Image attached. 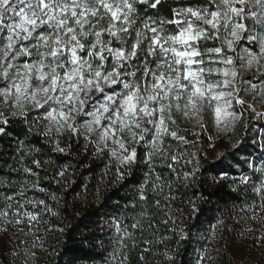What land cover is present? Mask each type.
Segmentation results:
<instances>
[{
  "label": "snow or ice",
  "instance_id": "1",
  "mask_svg": "<svg viewBox=\"0 0 264 264\" xmlns=\"http://www.w3.org/2000/svg\"><path fill=\"white\" fill-rule=\"evenodd\" d=\"M164 3L0 0V139L12 138L14 125L24 137L16 143V163L0 172V232L9 236L11 231L10 240L25 235V229L33 236L32 247L13 245L11 264H38L33 249L43 248V242L32 230H38L42 212L57 215L45 199L28 196L30 191L48 193L38 170L51 165V179L68 187L73 184L71 165L59 163L58 157L79 150L115 161L109 184L144 166L135 202L112 223L116 241L105 264H130L133 253L134 264H149L154 255L163 257L161 264H177L179 246L191 229L177 227L173 215L207 218L216 211L207 207L216 193L194 192L195 199L188 198L176 213L172 193L195 187L206 172H215L213 184L236 182L233 174L241 166L244 196L230 211L240 217L237 224L248 223L237 234L252 240V250L261 251L257 264H264V132L251 140L246 135L253 120L264 129V0H200L195 7H171L170 18L161 15ZM212 130L221 142L230 140L231 150L216 152L219 159L202 170L205 149L200 141L209 144L212 137L206 134ZM256 136L259 144L253 143ZM255 151H261L259 169ZM46 154L42 162L39 157ZM104 168L93 186L96 198L109 163ZM25 177L33 178L31 183ZM212 219L213 239L221 226L231 230L224 219ZM161 224L172 233L174 253L164 244L169 237L156 240ZM89 239L82 236L80 244ZM156 243L163 250L153 252ZM217 251L203 248L197 264H215L212 253ZM63 256L67 264H92L79 248L66 245Z\"/></svg>",
  "mask_w": 264,
  "mask_h": 264
},
{
  "label": "trees",
  "instance_id": "2",
  "mask_svg": "<svg viewBox=\"0 0 264 264\" xmlns=\"http://www.w3.org/2000/svg\"><path fill=\"white\" fill-rule=\"evenodd\" d=\"M199 3L200 0H165L164 7L160 12L161 15L170 18L171 7H195ZM249 24H251V21H249ZM204 43L202 41L201 45L203 46ZM207 43L211 45L218 42L208 41ZM113 46H116L115 43ZM249 127L250 131L246 135L251 140L261 129L259 124L254 120ZM12 131V138L4 137L0 139V146L6 145V147H0V172L7 171L5 168L6 164L16 163V156L18 155L15 152L16 143L18 139H24L22 135H18L20 131L19 125H14ZM240 133L241 128L237 127L236 135L239 136ZM258 138L259 136H256V140L253 143L259 144ZM232 139H235V137H232ZM33 140L35 141V138ZM61 146H64V142H62ZM205 146L204 140L201 139L200 147L205 149ZM230 150L229 148L225 151ZM51 155L53 158H57L56 153H51ZM253 156L256 159V168L259 169L261 167V151H255ZM39 158L43 162V160L48 159V155L46 154ZM58 162L71 165L69 171L72 173L70 179H72L73 184L68 187L57 185L51 179L52 166L47 165L38 171H40L41 175L40 184L42 187L48 189V193H40L37 191L28 192V196L34 199H45L51 212L57 213V215H52L45 211L41 214V219L45 223H48V226H51V230L43 248L36 251L39 257L38 264H67V257L63 256L66 245L72 248H79L83 253L89 254L92 258V264H105L106 261H110L113 245L116 241V234L111 231L112 223L117 216L124 215L127 208L131 207L135 202L132 200V197L136 194L139 184L143 182L144 166L140 165L134 169L133 175L127 177L124 181L109 184L108 181L112 178V173L115 171L114 160L109 161L107 157L103 160H98L88 153L79 150V154L74 152L69 157H58ZM27 163L30 164V161H27ZM105 163H109V168L107 169L108 175L105 177V183L101 186V193L98 194L99 198H96L93 196V193L96 192V188L93 186L97 183L101 173L106 171L104 168ZM212 163L213 161L206 162L203 159L201 169L210 168ZM120 170L124 171L121 167ZM249 173H251V169H249ZM242 174L241 166L233 174L236 182H233V179H227L217 180L213 184L215 172H206L197 177L195 187L181 189L179 192L174 191L172 193L175 197V202L171 205L172 213H176L177 209L183 208L188 198L195 199V196H193L194 192L196 196H199L201 190L216 193V195L211 197V203L207 205L209 208H215L216 211L214 213L210 212L207 218L197 221L195 219L188 220L186 213L182 218L173 215L172 218L175 220L177 227L191 229L189 238L179 246L177 264H197V256L201 255L205 247L210 251L213 248L218 250L212 253L215 264H257L261 256L260 250L252 251L253 253L251 254L238 255V246L241 242L251 247H253V242L250 238L244 239L237 234V230L248 227V223L241 222L237 224L235 221L240 219V217L230 211L233 203L240 205L244 196L245 186L239 184V175ZM19 175L21 174H13L16 177ZM45 176L49 177V179H45ZM25 178L29 183L33 179L31 177ZM201 181L206 182L203 188L200 184ZM49 193L56 195L58 199L53 201ZM253 195L249 191L248 199L251 200ZM27 207L29 211H40V209H32L31 206ZM213 216L224 219L227 228L231 229L225 232L223 226H221L217 229L214 239L210 231V223H216V220L212 219ZM164 218L163 211H161L158 219L162 220ZM171 227L172 225L168 226L169 229ZM61 228L64 229L63 234L59 231ZM160 235L169 237L168 240L164 241V244L174 253L176 251V244L171 240L172 233L170 230H166L163 224L158 228L157 241H159ZM70 236H72V239H69ZM82 236L92 237V239L85 241V244L81 245L80 240ZM101 243L103 247L98 246ZM161 250H163V245L156 243L153 247V252H159ZM135 260L136 255L133 253L129 257L130 264H134ZM162 261V256L154 255L150 258L149 264H161ZM0 262L11 264V255L5 253Z\"/></svg>",
  "mask_w": 264,
  "mask_h": 264
},
{
  "label": "rangeland",
  "instance_id": "3",
  "mask_svg": "<svg viewBox=\"0 0 264 264\" xmlns=\"http://www.w3.org/2000/svg\"><path fill=\"white\" fill-rule=\"evenodd\" d=\"M264 129H261V132H263ZM214 130L210 131L206 135L209 137H212L211 142L205 146V159L204 161H214L218 158L216 156V152H223L227 149H229V139H225L223 142L220 141L218 136H213ZM203 139V138H202ZM232 139V138H231ZM260 140V137L258 138V141ZM211 144L217 145V147L214 149ZM122 169H124V166H121ZM41 222L38 225V230L33 229L36 233V236L39 238V241L44 243L49 235L51 226H48V223H45L44 220L40 218ZM12 231H15L14 229ZM25 235L17 234L18 239L16 240H10L9 237L11 236L12 232H9V236H4L2 232H0V261L2 260L3 255L6 253L7 255H11V250L13 248V245L18 243L20 248L25 247H32L33 244V236L29 232V229H25ZM244 235H249L248 233H245ZM240 243L238 246V255H246L253 253L252 249L253 247L248 246L247 244ZM40 248L33 249L34 251H37ZM252 257V256H250Z\"/></svg>",
  "mask_w": 264,
  "mask_h": 264
}]
</instances>
